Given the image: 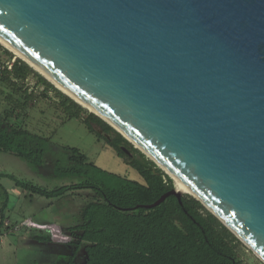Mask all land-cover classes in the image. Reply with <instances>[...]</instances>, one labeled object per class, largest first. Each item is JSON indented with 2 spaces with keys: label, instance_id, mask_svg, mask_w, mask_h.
Wrapping results in <instances>:
<instances>
[{
  "label": "water",
  "instance_id": "95a60500",
  "mask_svg": "<svg viewBox=\"0 0 264 264\" xmlns=\"http://www.w3.org/2000/svg\"><path fill=\"white\" fill-rule=\"evenodd\" d=\"M0 36L264 261V0H0Z\"/></svg>",
  "mask_w": 264,
  "mask_h": 264
},
{
  "label": "trees",
  "instance_id": "16d2710c",
  "mask_svg": "<svg viewBox=\"0 0 264 264\" xmlns=\"http://www.w3.org/2000/svg\"><path fill=\"white\" fill-rule=\"evenodd\" d=\"M3 48L9 58L15 56L14 51ZM31 76L37 80L36 87L42 85L59 97V106L67 119H81L143 178L135 180L104 169L74 146L63 147L66 159H56L54 167L55 175L78 179L71 184L48 189L11 174H0L13 179L32 198L37 195L57 200L73 195L80 202L79 211L70 213L72 223L61 225L75 247L65 264H248L239 251L242 241L194 196L183 194L181 203L176 195H170L159 205L146 207L174 189V179L108 122L76 102L18 56L12 69L0 70V82L12 89L8 93L0 89L10 106L0 113L1 151L37 165L46 162L51 137L11 122L12 117L18 121L19 114L33 104L36 90L29 87ZM83 113H86L84 118ZM95 124L107 136L99 133ZM0 189L5 195L0 207V229L5 226L7 232H13L18 224L5 225L10 193L1 183ZM86 190H91L93 195L84 194ZM50 236L49 232H42L37 238L51 242ZM82 247H85L86 259L79 263L77 256Z\"/></svg>",
  "mask_w": 264,
  "mask_h": 264
},
{
  "label": "rangeland",
  "instance_id": "374dc122",
  "mask_svg": "<svg viewBox=\"0 0 264 264\" xmlns=\"http://www.w3.org/2000/svg\"><path fill=\"white\" fill-rule=\"evenodd\" d=\"M3 47L7 48L0 42V51L6 57L7 54ZM28 82L30 89L36 90V97L33 104L27 106L25 112L19 114L18 121L12 117L11 122L20 123L34 132L51 137L46 162L42 165L33 164L12 153L0 150V174H11L48 189L71 184L78 179L70 176H57L54 173V167L56 159L62 161L66 159V151L63 147L74 146L80 148L90 160L104 169L135 180H143L136 169L128 165L105 139H100L96 133L91 132L81 119H67L66 113L59 106V97L52 90L42 85L36 87L37 80L33 76ZM57 86L62 89L59 85ZM0 89H4L7 93L12 92L8 85L1 82ZM9 107L5 94L0 92V113ZM85 107L90 110L88 106ZM84 117L86 113L82 114V118ZM95 127L100 128L97 124ZM0 183L10 193L5 225L18 224L13 232H7L5 226L0 229V264H65L68 256L75 249L72 243L54 241L52 236H50L51 242H46L38 239L37 235L42 232L47 233V230L40 231L36 230L37 228L31 230L24 226H26L27 219H32L37 223H55L59 226L66 224L70 221V213L79 211L80 202L73 195L57 200L37 195L32 198L27 196L28 192L18 187L15 181L8 176L0 175ZM2 192L0 189V207L5 199ZM83 193L93 195L91 190L83 191ZM239 251L243 260L248 264H264V261L243 241L239 245ZM85 259L86 250L82 247L78 252L77 261L82 263Z\"/></svg>",
  "mask_w": 264,
  "mask_h": 264
},
{
  "label": "bare ground",
  "instance_id": "6f19581e",
  "mask_svg": "<svg viewBox=\"0 0 264 264\" xmlns=\"http://www.w3.org/2000/svg\"><path fill=\"white\" fill-rule=\"evenodd\" d=\"M0 42L3 43V45H5L8 49L14 51V53L16 52V55L22 59H24L25 61H27L28 63H30L33 67H35L38 71H40L43 75H45L48 79H50V81H52L53 83H55V85H59L60 87H62V89L67 92L68 94L72 95L75 99H77L78 101H80L84 106H88L90 108V110L99 113L100 115H102L103 117H105V115H103V113H101L97 108L93 107L92 105H90L89 103L83 101L82 99H80L75 93H73V91H71L66 85H64L63 83H61V81H58L55 77H53L52 75H50V73H48L47 71H45V69H43L40 65H38L37 63H35V61H33L29 56H27L25 53H23L21 50H19L18 48H16L14 45H12L10 42H8L6 39H4L2 36H0ZM106 119H108L107 117H105ZM109 120V119H108ZM110 121V120H109ZM112 122V121H111ZM126 134V133H125ZM127 135V134H126ZM129 137V135H127ZM138 147H141V145H139L134 139H132L131 137H129ZM150 157L154 156L145 148L141 147ZM162 165V164H161ZM163 166V165H162ZM168 171V169H166ZM171 173V172H170ZM171 175L174 178L175 181V185H176V189L178 191H183L185 193H194L191 188L185 184L183 181H181V179H179L177 176H175L173 173H171Z\"/></svg>",
  "mask_w": 264,
  "mask_h": 264
},
{
  "label": "built area",
  "instance_id": "2783aa9c",
  "mask_svg": "<svg viewBox=\"0 0 264 264\" xmlns=\"http://www.w3.org/2000/svg\"><path fill=\"white\" fill-rule=\"evenodd\" d=\"M16 58H17V55L13 56L12 58H9L8 56L5 57L0 51V70L6 69V68L12 69L13 63L15 62ZM25 225L30 228L47 230L52 236V239L54 241L71 242L72 240L69 235H66L63 233L61 226L55 223H37L33 221L32 219H27L25 222Z\"/></svg>",
  "mask_w": 264,
  "mask_h": 264
},
{
  "label": "flooded vegetation",
  "instance_id": "af4514ba",
  "mask_svg": "<svg viewBox=\"0 0 264 264\" xmlns=\"http://www.w3.org/2000/svg\"><path fill=\"white\" fill-rule=\"evenodd\" d=\"M103 135L107 136V133H105L104 131L102 132Z\"/></svg>",
  "mask_w": 264,
  "mask_h": 264
}]
</instances>
